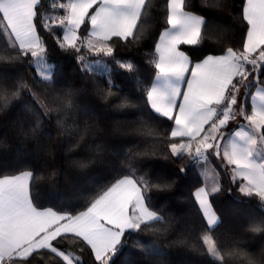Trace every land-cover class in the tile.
Returning a JSON list of instances; mask_svg holds the SVG:
<instances>
[{"label":"snow or ice","instance_id":"6c2138e0","mask_svg":"<svg viewBox=\"0 0 264 264\" xmlns=\"http://www.w3.org/2000/svg\"><path fill=\"white\" fill-rule=\"evenodd\" d=\"M205 2L221 12L228 8L227 0ZM166 6L170 27L154 45L156 57L149 63L154 66L155 80L144 93L149 113L168 122L169 131L161 134L144 121L130 131L105 122L78 102L79 92L55 86V65L48 62L52 40L74 55L86 75L92 72V63L103 64L110 73L108 60L133 72L134 64L122 61L117 53L143 39L147 0H53L50 7L62 12L56 16L47 14L44 0H0V113L10 106L15 111L17 102L26 103L30 122L20 124V138L36 143L52 158L58 147L88 148L82 159L71 161L73 168L86 175L109 157L103 168L108 182L91 195L90 188L79 189L83 195L80 211L37 204L32 195L35 184L48 177L31 168L0 175V264H33L38 256L55 259L56 264H85V256L87 264H115L126 234L132 232L157 238L147 247L137 243L145 252L159 248L158 240L167 238L170 222L163 209L153 208L150 193L169 189L172 182L138 176L136 165L160 154L140 150L139 145L115 151L121 149L117 138L124 135L144 137L140 144L160 138L166 145L163 159L180 164L181 175L187 171L186 164L207 165L214 158L230 173L243 197L258 198L264 205V0H243V28L233 46H225L223 29L206 27V34L222 47L219 54H209L199 62L182 46L200 45L205 19L185 11L186 0H166ZM87 55L97 59L87 62ZM24 65L33 69L39 83L18 73L17 66ZM107 85L97 84L95 89L107 109L137 107L119 89L113 91L110 76ZM53 121L56 135H46L44 129L52 127ZM203 175L208 176L207 167ZM223 190L214 178L211 187L205 184L195 189L192 196L204 221L196 237L199 243L183 237L170 245L207 254L219 264H264V244L254 249L231 230L222 236L216 233L221 221L210 197ZM242 232L264 240V212L251 218ZM69 238L76 241L80 255L61 248L60 242Z\"/></svg>","mask_w":264,"mask_h":264},{"label":"trees","instance_id":"16d2710c","mask_svg":"<svg viewBox=\"0 0 264 264\" xmlns=\"http://www.w3.org/2000/svg\"><path fill=\"white\" fill-rule=\"evenodd\" d=\"M53 0H44L49 15H61L59 9L50 7ZM57 3L61 0H56ZM67 2V0H63ZM243 0H227L228 8L221 12L210 8L205 0H186V8L189 11L200 14L205 19L201 34L204 39L198 46H182L192 60L198 61L209 54H219L222 45L215 37H209L206 27L221 28L224 32L225 46L235 45L239 39L243 28L241 22ZM147 13L143 17L145 23L144 37L139 43L130 45L126 50L117 53L122 61H131L134 64V71L128 72L111 65L110 73L102 69H93L89 74L80 70L79 61L74 59V55L59 49L52 40L48 43L49 62L55 65L56 87L71 89L79 92L78 102L87 110L99 115L109 124H117L123 131H130L139 122L144 121L161 134L169 131L168 122L163 119L154 118L145 107L144 93L155 78L154 66L149 61L156 57L155 43L159 39L162 31L168 27L166 24L167 6L166 0H147ZM58 35H62L60 29H56ZM84 35V29H81ZM3 41L0 40V48ZM86 51V50H85ZM97 59L91 55L86 56V61ZM107 59V58H105ZM19 74L25 79H35L37 83L40 78L32 68L24 65L17 66ZM111 77L113 81V91L120 90V94L127 96L136 108L113 110L107 109L100 98L95 94L96 85L99 84L107 88V79ZM248 99L247 97L245 98ZM18 106H10L6 112L0 113V175L17 174L20 170H35L36 174L48 178L37 181L32 195L37 204L43 207H52L54 210L80 211L83 208V195L79 189L90 188L88 195L99 189L108 181L104 179L107 172L103 170L106 163L98 165L90 174L86 175L80 170L71 166L73 159H82L89 151L86 147H80L74 151L67 148L58 147L54 158L46 156L36 143L23 141L18 135L21 123L27 125L30 116L24 102H17ZM235 125H230L234 129ZM45 134L56 135L55 122L52 127H45ZM46 139V136H45ZM121 149L115 151H127L139 145L140 150L150 149L160 155L143 159L136 165L138 176L147 175L153 181L157 177H163L172 182V187L163 191L153 190L151 204L154 209H163L167 214L166 219L170 222L167 238L158 240L159 248L151 253L137 247V243L147 247L157 238L145 232H132L126 234L125 244L120 249L115 258V264H219L207 254L193 251L191 248L170 245V241L187 237L189 240L199 243L196 240L200 234L204 221L194 202L192 193L197 187L204 184L205 180L198 164L193 162L186 164L187 171L181 175L178 171L180 164L163 159L166 145L160 142V138H151L150 143L140 144L144 137L135 135H124L118 137ZM57 144L59 141L57 140ZM111 155V153L109 154ZM121 159L123 157L121 156ZM187 159V158H186ZM219 172L220 185L223 191L213 194L210 197L213 208L216 211L221 223L216 228L218 235H223L227 230L239 234V238L254 249H258L264 240L259 236L252 237L242 232L248 221L253 217H258L264 212V205L258 198L243 197L238 192L236 184L231 180L230 173H225L219 162L210 157ZM53 173H55L53 175ZM115 175V173L113 174ZM61 248L73 256L80 255L79 247L74 239H67L60 242ZM87 264V257H84ZM33 264H56L55 259L47 256L36 257Z\"/></svg>","mask_w":264,"mask_h":264},{"label":"rangeland","instance_id":"374dc122","mask_svg":"<svg viewBox=\"0 0 264 264\" xmlns=\"http://www.w3.org/2000/svg\"><path fill=\"white\" fill-rule=\"evenodd\" d=\"M49 62V61H48ZM92 62V61H90ZM50 63V62H49ZM91 67L93 69H102L103 67V64H95V63H92L91 64ZM198 164V163H197ZM198 167L201 171V174L203 175V172H204V169L205 167H207V171H208V176H204V184L202 186H204L205 184H207L209 187H211L212 185V182H213V178L215 180H218L219 183H220V178H219V172L217 170V168L215 167V165L213 164V162L209 159V161L207 162V165H205L204 163H199L198 164ZM214 209V208H213ZM215 211V210H214ZM216 212V211H215ZM217 214V213H216ZM218 216V215H217ZM219 218V217H218Z\"/></svg>","mask_w":264,"mask_h":264},{"label":"crops","instance_id":"0c3cea01","mask_svg":"<svg viewBox=\"0 0 264 264\" xmlns=\"http://www.w3.org/2000/svg\"><path fill=\"white\" fill-rule=\"evenodd\" d=\"M185 11H188V12H190L192 15H199V16H201L200 14H198V13H195V12H192V11H189V10H187V9H185ZM202 18H204L203 16H201ZM168 27H170V26H168ZM202 27H203V25H202ZM202 27H201V30H202ZM165 30V29H164ZM163 30V31H164ZM162 31V32H163ZM159 40V39H158ZM158 42V41H157ZM183 50V49H182ZM185 51V50H184ZM186 52V51H185ZM187 53V52H186ZM188 54V53H187ZM189 55V54H188ZM207 56V55H206ZM206 56L204 57V58H206ZM204 58H202V59H204ZM202 59H200V60H198L197 62H199V61H201ZM154 80H155V78H154Z\"/></svg>","mask_w":264,"mask_h":264}]
</instances>
